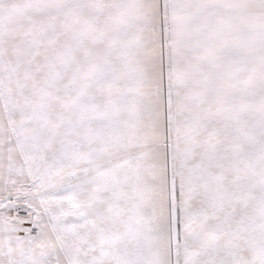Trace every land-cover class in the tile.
<instances>
[{
  "label": "snow or ice",
  "instance_id": "obj_1",
  "mask_svg": "<svg viewBox=\"0 0 264 264\" xmlns=\"http://www.w3.org/2000/svg\"><path fill=\"white\" fill-rule=\"evenodd\" d=\"M0 264H264V0H0Z\"/></svg>",
  "mask_w": 264,
  "mask_h": 264
}]
</instances>
